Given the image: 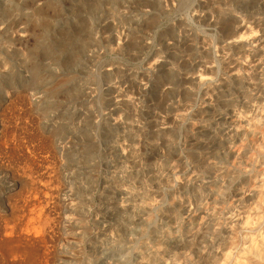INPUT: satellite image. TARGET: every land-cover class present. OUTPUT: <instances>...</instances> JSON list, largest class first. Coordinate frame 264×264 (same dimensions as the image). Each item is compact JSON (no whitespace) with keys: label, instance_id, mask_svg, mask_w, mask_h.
Segmentation results:
<instances>
[{"label":"rangeland","instance_id":"374dc122","mask_svg":"<svg viewBox=\"0 0 264 264\" xmlns=\"http://www.w3.org/2000/svg\"><path fill=\"white\" fill-rule=\"evenodd\" d=\"M22 1L9 19L30 14ZM150 1L131 12L106 5L69 66L41 59L45 88L69 73L79 89L26 92L43 112L28 110L18 128L46 149L0 154V223L11 221L7 197L48 179L50 264H264V0ZM74 3L52 19L46 43L74 34ZM151 14L159 21L150 27ZM3 27L0 83L14 74L18 90L33 45L19 47L20 27ZM36 155L50 163L46 174L24 172Z\"/></svg>","mask_w":264,"mask_h":264},{"label":"bare ground","instance_id":"6f19581e","mask_svg":"<svg viewBox=\"0 0 264 264\" xmlns=\"http://www.w3.org/2000/svg\"><path fill=\"white\" fill-rule=\"evenodd\" d=\"M14 1H17V0H9L8 3H6V4H4L5 2L3 3V1H2V3L0 4V24L4 25V27H3L4 31L8 30L9 28H11V29L15 28L16 26L20 27L17 31L22 33V35H21L22 37H21V39L20 38L15 39L14 43L16 41L15 44H19V47H20V45L21 46L33 45L30 53L33 54V56L36 60L33 62H29L27 64L28 71H29L28 82L21 85V87L18 90H15V88H14L15 87V81H16V77L14 76V74H12L8 78H6L5 81L2 80L3 82L0 83V154H5V155L15 153L17 148H19V150H20V148L26 147V149H27V148H29V146H27V144L30 145V147L32 148L33 151L38 150L39 153L42 152L43 149H46L45 146L43 145V142L41 139H39V144L33 143L34 140L38 139V137L35 133H29L28 134L29 131H28L27 127H19L18 128V125H17V120H19L21 117L23 118L24 116H26L25 114L28 113L27 112L28 110L32 111L33 109H37L40 112H43L42 107H40L41 106L40 104H39L40 106L38 104H32L31 102H29L30 100L29 101L27 100L26 92L29 89H36V91L40 92V94L43 93V95L44 94L46 95L48 93L49 94L56 93L58 95V97L60 98V97H62L61 92H64L63 94H65V93L71 94V93H69V91H72L73 89H75L77 87V85H75V83H74L75 76H73L72 74L66 73V74L61 75V76H59V75L56 76V80L52 84L51 88L50 87L45 88L46 83H43V81H45V79L43 80L44 67L42 66L41 59L50 58L53 62H55L61 66H69L71 63L78 60L79 55L81 53V50L84 49L89 44H91L93 41L91 39L92 38L91 37L92 32L90 29L91 23L89 22V19H91L93 21L95 20V22L93 24H95V26H96V22L99 21L100 18L103 19L105 17L106 13L108 12V8L106 9V5H110L109 10H112V11L117 10L119 8L125 9L127 11L128 10L134 11V10H138L140 6L152 7L155 5V3L151 2L150 0H23L22 1L23 6L31 8L30 14L19 13V15L17 17L14 16V18L9 19V17L12 14V11H14V9H15ZM70 1L75 2L73 10L75 12L76 20H77L76 29H73L72 32L74 34L76 33L78 35V37L80 36V38H81V43L79 45H77V44L74 45L72 51L68 47V45L69 44L73 45L72 44L73 42L70 39H71L72 35L74 36V34L69 35V34H66V32H64V34L67 35L66 36L67 38L64 37L63 39H59V40L57 39L55 42H51L49 44L46 43V40L48 38H50V36H49L50 33H48V31L50 30V28H52V27H50L52 19L53 18L56 19V17H59L62 13V5L66 4L67 2H70ZM172 1L174 2V0H171V2ZM175 1H176L177 8H178V6L179 7H185L187 2H189V0H175ZM140 9H142V8H140ZM138 11H140V10H138ZM37 15L41 16L39 18L40 20H34L35 16H37ZM157 17H158L157 15L155 17L154 16L150 17L149 21L146 18L148 21V22L146 21L147 25L151 27V25L153 26V24H156L157 19L159 21V18H157ZM123 22H127L126 19H123ZM139 25H140V23H139ZM139 25L137 24L136 26H139ZM145 28H147V27H145ZM138 29L139 28H136L135 30H138ZM221 29H222L223 35H227L228 37H242L244 34V33L243 34L241 33V35H239V33H237L238 31L235 32L234 30H232L231 28H227L226 26L225 27L223 26ZM46 31H47V34L44 37V34ZM143 31H144V29H143ZM140 32H142V31H140ZM2 33H0V36L3 35ZM62 33H63V31H62ZM169 33L170 34H169L168 39H174L173 32L169 31ZM251 33H253V32H251ZM244 37H245V35H244ZM7 40H9V39L7 38ZM134 40H135V37H134ZM175 43H176V41H175ZM136 45H138V44H136ZM129 46H130V44H129ZM131 46H132V48L135 47L133 43L131 44ZM132 48H130V49H132ZM135 48H137V47H135ZM60 54H62L61 58H60ZM8 56H10V55H8ZM3 58H4V63H7V62L10 63L9 60L7 61L8 57L6 55ZM66 69H67V67H66ZM68 69H70V68H68ZM50 80H52V79H50ZM78 89L79 88H76V91ZM3 91L6 92V94H7V99H5L4 101L2 98ZM72 95L73 94H71L67 98L72 97ZM64 96H63V98H64ZM44 105H45V103H44ZM42 106H43V104H42ZM46 106H48V104H46ZM27 120H28V118H27ZM32 121H34V120H32ZM25 125H26V123H25ZM231 128H233V127H231ZM22 129H23V131H21ZM227 129H229V128H227ZM229 130H231V129H229ZM22 133L25 135L26 139L23 138L21 141V140H19V138H21V136L19 138H18V136ZM30 142H32V144ZM44 144H46V143H44ZM38 151H36V152H38ZM33 156H35V155H33ZM36 158H37V155H36ZM11 159L13 160V158H11ZM28 160L29 161L27 162V166L25 164V166H23V168H24V172H28L29 174L35 173L37 170L36 167L42 166L41 167L42 169H43V167L46 169V168H49V166H51L50 163L45 162L44 159L39 160L38 158L37 159L29 158ZM25 162H26V160H25ZM48 162H50V161H48ZM12 163H13V161H12ZM8 164H9V162H8ZM14 164H16V163H14ZM38 165H40V166H38ZM11 168H12V165H11ZM20 168H21V166H20ZM45 169H43V171ZM45 171H44V173H45ZM20 172H21V170H20ZM49 175H50V173L48 174V176ZM41 181H38L37 184L35 182V185H33V187L30 189L29 192L27 191V194L26 193H20L17 195V198H14L13 200H10L9 197H7V199H6L7 207L10 209V213H11V215H10L11 221L10 222L5 221L2 218V222L0 223V264H50V262H51L50 256L53 253V247H52V245L49 244V241L47 240V236L49 235L48 230H50V228H52L53 223H54L53 221L56 218L53 214V209L51 210V207L49 209L48 203H50V201L54 198L53 195H55V194H53V188L52 187H51L52 189L50 188L48 179H47V181H43V180H41ZM32 183H34V182H32ZM52 184H55V183H52ZM50 205H52V204H50ZM172 214H174V213H172ZM6 216H7V214H6ZM137 223H139V222H137ZM108 231H109V229H108ZM114 231H116V229ZM114 231H112V232H114ZM50 237H51V235H50ZM67 237H69V236H67ZM161 240L162 239H160L156 243L159 246V248L161 245V242H160ZM259 247H260V245H259ZM260 249H263V248L261 247ZM255 258H256V256H255ZM218 262H217V264H222V263H220L221 261L219 263Z\"/></svg>","mask_w":264,"mask_h":264}]
</instances>
